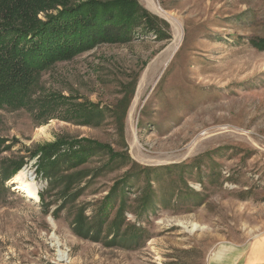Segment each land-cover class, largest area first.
<instances>
[{"label":"rangeland","instance_id":"rangeland-1","mask_svg":"<svg viewBox=\"0 0 264 264\" xmlns=\"http://www.w3.org/2000/svg\"><path fill=\"white\" fill-rule=\"evenodd\" d=\"M139 1L153 27L49 65L27 105L0 106V175L24 160L0 176V264H218L232 249L235 264H253L245 255L264 235V0H155L175 24ZM51 93L67 99L40 112L35 101ZM58 140L64 151L108 147L47 177L33 153ZM20 171L38 198L14 189Z\"/></svg>","mask_w":264,"mask_h":264},{"label":"trees","instance_id":"trees-1","mask_svg":"<svg viewBox=\"0 0 264 264\" xmlns=\"http://www.w3.org/2000/svg\"><path fill=\"white\" fill-rule=\"evenodd\" d=\"M0 10V106L27 105L38 74L49 65L70 59L98 42L130 41L139 27L150 28L154 22L139 0H0ZM40 11L45 19L38 17ZM259 43L264 45V39ZM62 98L67 99L51 93L35 104L42 112L61 104ZM93 107L94 103L82 105V116L90 115ZM59 143L65 142L43 145L33 153L40 155L38 169L47 177L56 176L64 164L69 168L108 147L81 143L80 148L64 151L60 150L64 144ZM23 164L24 160L4 163L2 182Z\"/></svg>","mask_w":264,"mask_h":264},{"label":"crops","instance_id":"crops-1","mask_svg":"<svg viewBox=\"0 0 264 264\" xmlns=\"http://www.w3.org/2000/svg\"><path fill=\"white\" fill-rule=\"evenodd\" d=\"M234 251L236 250L232 249L227 251V253H223L224 255L221 254L223 256H220V259L215 262L218 264H235L233 262L234 259L231 258ZM225 258L226 260L224 261ZM246 259L249 263L264 264V235L254 242L248 254L245 255V260Z\"/></svg>","mask_w":264,"mask_h":264},{"label":"bare ground","instance_id":"bare-ground-1","mask_svg":"<svg viewBox=\"0 0 264 264\" xmlns=\"http://www.w3.org/2000/svg\"><path fill=\"white\" fill-rule=\"evenodd\" d=\"M149 2V5L151 6V8L155 11H157L158 13L170 18V20L175 24L177 23V20L174 19L166 10L162 9V7L157 4L155 2V0H148ZM176 26V25H175ZM177 39L178 41L181 39L182 37V31H181V25L180 24H177ZM142 86V85H141ZM25 176V172L24 171H20L19 174H17V179L20 180V183L17 182V184L14 186V189L15 190H23L25 192H27V194H29V196H32L34 198H38V195L36 194V192L30 188V183L26 182L23 178Z\"/></svg>","mask_w":264,"mask_h":264}]
</instances>
